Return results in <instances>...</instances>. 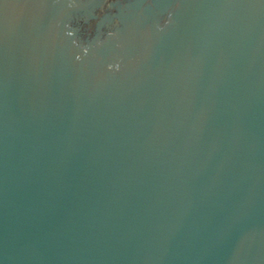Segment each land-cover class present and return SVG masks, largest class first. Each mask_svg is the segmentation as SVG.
I'll return each mask as SVG.
<instances>
[{
  "label": "water",
  "instance_id": "1",
  "mask_svg": "<svg viewBox=\"0 0 264 264\" xmlns=\"http://www.w3.org/2000/svg\"><path fill=\"white\" fill-rule=\"evenodd\" d=\"M0 264H264V0H0Z\"/></svg>",
  "mask_w": 264,
  "mask_h": 264
}]
</instances>
